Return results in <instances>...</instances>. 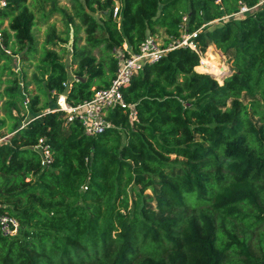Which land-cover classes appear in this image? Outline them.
Segmentation results:
<instances>
[{
  "label": "trees",
  "instance_id": "trees-1",
  "mask_svg": "<svg viewBox=\"0 0 264 264\" xmlns=\"http://www.w3.org/2000/svg\"><path fill=\"white\" fill-rule=\"evenodd\" d=\"M66 1L47 14L38 0L0 8L3 46L36 60L19 79L0 48V72L12 76L0 212L19 222L0 233V264H264V0ZM241 5L250 9L236 14ZM58 13L71 33L50 25L39 52L33 28ZM159 30L169 43L195 33V48H169L135 72L103 132L49 106L91 99L119 56ZM69 35L71 71L56 49ZM211 45L229 65L221 80L198 70ZM41 137L48 167L34 148Z\"/></svg>",
  "mask_w": 264,
  "mask_h": 264
},
{
  "label": "built area",
  "instance_id": "built-area-1",
  "mask_svg": "<svg viewBox=\"0 0 264 264\" xmlns=\"http://www.w3.org/2000/svg\"><path fill=\"white\" fill-rule=\"evenodd\" d=\"M5 6V0H0V8H4ZM249 9L250 8L247 6L241 5L236 14H243ZM117 10L118 7L115 6L113 13L115 14ZM195 35V33H191L181 41L171 42L168 48L159 47L155 38L152 36L146 38L145 41L140 44L138 52L133 53L130 51L127 57L119 56L117 72L108 87L95 90L91 99L76 106H69L63 100V104L60 108L69 113V120L75 117L78 118L86 134L97 135L103 132L107 126V122L104 118L105 111L116 105H125L121 89L129 83L131 76L140 70L145 63L157 60L169 48L181 44L195 48V44L188 40ZM0 47L6 51L1 41ZM24 104H28L27 97L24 99ZM131 116L133 118L135 117L133 111H131ZM34 148L39 152L41 165L45 167L50 166L53 159L50 145L46 143L45 139L42 137L39 138ZM18 228L19 222L13 216L8 215L6 212H0V233L8 236L14 235L17 233Z\"/></svg>",
  "mask_w": 264,
  "mask_h": 264
},
{
  "label": "rangeland",
  "instance_id": "rangeland-1",
  "mask_svg": "<svg viewBox=\"0 0 264 264\" xmlns=\"http://www.w3.org/2000/svg\"><path fill=\"white\" fill-rule=\"evenodd\" d=\"M42 3V10L44 11L45 14H47L49 12V8L50 6H52V0H38ZM56 1V6L58 7H67V1L66 0H55ZM34 0H29V3H33ZM114 9V8H113ZM61 13H58L57 15H52L47 24L42 25L39 21H37V24L34 26L33 30H34V35L35 38L37 40V49L40 50L42 49V44L45 38V34L46 32L49 30L50 25H54L55 24V28H56V32H62V31H67L69 34L71 33L70 29L68 28L69 25H66V22L62 20V17L60 16ZM98 16V15H97ZM63 21V22H61ZM7 26V22L3 21L2 23L0 22V33H2V31L6 28ZM80 35H82V33H80ZM184 35V34H183ZM153 38H155L157 44L159 45V47L164 48L166 46H168L170 43L167 41V35L165 34L164 30H159L155 35L152 36ZM187 35H184L183 38H186ZM2 36H0V41L2 42ZM71 35H69V41L65 42V43H60L61 46L60 47H56L57 51L61 54L62 56V61L67 64L69 67L68 69L71 71L72 67L70 66V62H71ZM48 47H51L50 45ZM3 51L4 49L2 47H0ZM5 48V47H4ZM0 49V52H2V50ZM208 51H218L221 58H217L216 61L218 63V65H222L224 67V71H227L228 69V63L227 60L225 58V56H223L220 51L218 49H216V47L214 45H211L208 49ZM206 50V52H204L202 54L201 57V64L198 67L199 71H203V72H207V65L202 61L203 58H206V54L208 53V51ZM6 54H8L11 58L10 62H7V64H9V68H12L19 79H21V75L22 72L25 71L26 73V78L29 79L31 72L34 71V66L36 63V60H32L29 62H22L19 60V55H18V51L14 50L12 48V46L10 45V47L6 48V51H4ZM121 52L118 51V55H120ZM38 55V54H37ZM6 62V61H5ZM4 61H0V67L3 66ZM30 65V66H24V65ZM210 73V72H209ZM12 76L8 74V70L3 69L0 72V119H5V103H6V98L4 96L3 90L6 86L7 80L9 78H11ZM219 80H221V78H218ZM28 90H30L32 93L33 91H35V87L33 84L28 85ZM27 97L28 101H29V96H24ZM63 100H64V96H61L58 98V100L56 102H51L49 103V106L51 108H60L61 105L63 104ZM24 103V101H23ZM62 103V104H61ZM28 105V104H27ZM24 104V106H27ZM13 114H16V111L13 110ZM23 114V112L20 113V115H18V117H20ZM26 118V115L25 117ZM11 123L12 121H8L6 120V124L4 127L0 128V141H6L10 134L12 133V128H11Z\"/></svg>",
  "mask_w": 264,
  "mask_h": 264
},
{
  "label": "bare ground",
  "instance_id": "bare-ground-1",
  "mask_svg": "<svg viewBox=\"0 0 264 264\" xmlns=\"http://www.w3.org/2000/svg\"><path fill=\"white\" fill-rule=\"evenodd\" d=\"M208 51V50H207ZM206 58H203L202 61L207 65V72L214 75L216 78H220L225 72L224 67L222 65H218L216 59L221 58L218 51H211L209 50L206 54ZM217 59V60H218ZM62 104V103H61Z\"/></svg>",
  "mask_w": 264,
  "mask_h": 264
},
{
  "label": "water",
  "instance_id": "water-1",
  "mask_svg": "<svg viewBox=\"0 0 264 264\" xmlns=\"http://www.w3.org/2000/svg\"><path fill=\"white\" fill-rule=\"evenodd\" d=\"M221 53V52H220ZM0 192H1V190H0Z\"/></svg>",
  "mask_w": 264,
  "mask_h": 264
}]
</instances>
